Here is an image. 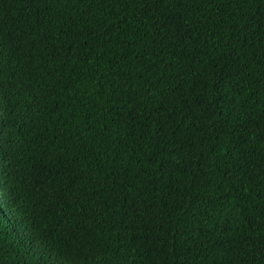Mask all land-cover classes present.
Masks as SVG:
<instances>
[{"label": "trees", "instance_id": "16d2710c", "mask_svg": "<svg viewBox=\"0 0 264 264\" xmlns=\"http://www.w3.org/2000/svg\"><path fill=\"white\" fill-rule=\"evenodd\" d=\"M0 178V264H264V0H0Z\"/></svg>", "mask_w": 264, "mask_h": 264}, {"label": "snow or ice", "instance_id": "6c2138e0", "mask_svg": "<svg viewBox=\"0 0 264 264\" xmlns=\"http://www.w3.org/2000/svg\"><path fill=\"white\" fill-rule=\"evenodd\" d=\"M89 79V83H90V78H88ZM89 85H85V88H87ZM0 183H3V180H2V178H0Z\"/></svg>", "mask_w": 264, "mask_h": 264}]
</instances>
